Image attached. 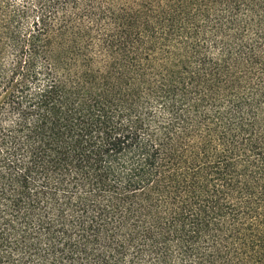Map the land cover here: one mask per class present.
I'll use <instances>...</instances> for the list:
<instances>
[{
	"label": "trees",
	"instance_id": "obj_1",
	"mask_svg": "<svg viewBox=\"0 0 264 264\" xmlns=\"http://www.w3.org/2000/svg\"><path fill=\"white\" fill-rule=\"evenodd\" d=\"M0 264H264V0H0Z\"/></svg>",
	"mask_w": 264,
	"mask_h": 264
},
{
	"label": "rangeland",
	"instance_id": "obj_2",
	"mask_svg": "<svg viewBox=\"0 0 264 264\" xmlns=\"http://www.w3.org/2000/svg\"><path fill=\"white\" fill-rule=\"evenodd\" d=\"M16 1H19V0H16Z\"/></svg>",
	"mask_w": 264,
	"mask_h": 264
}]
</instances>
